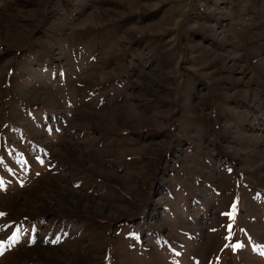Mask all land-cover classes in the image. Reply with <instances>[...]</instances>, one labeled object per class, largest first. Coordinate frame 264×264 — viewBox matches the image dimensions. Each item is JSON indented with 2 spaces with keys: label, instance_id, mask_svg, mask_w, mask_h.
Returning <instances> with one entry per match:
<instances>
[{
  "label": "rangeland",
  "instance_id": "374dc122",
  "mask_svg": "<svg viewBox=\"0 0 264 264\" xmlns=\"http://www.w3.org/2000/svg\"><path fill=\"white\" fill-rule=\"evenodd\" d=\"M0 264H264V0H0Z\"/></svg>",
  "mask_w": 264,
  "mask_h": 264
}]
</instances>
